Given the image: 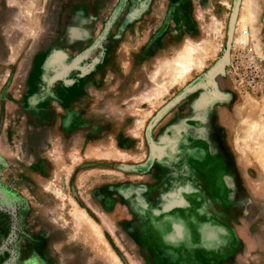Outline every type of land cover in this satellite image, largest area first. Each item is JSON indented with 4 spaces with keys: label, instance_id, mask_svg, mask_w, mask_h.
<instances>
[{
    "label": "rangeland",
    "instance_id": "rangeland-1",
    "mask_svg": "<svg viewBox=\"0 0 264 264\" xmlns=\"http://www.w3.org/2000/svg\"><path fill=\"white\" fill-rule=\"evenodd\" d=\"M247 43L264 0H0V264H264Z\"/></svg>",
    "mask_w": 264,
    "mask_h": 264
},
{
    "label": "built area",
    "instance_id": "built-area-1",
    "mask_svg": "<svg viewBox=\"0 0 264 264\" xmlns=\"http://www.w3.org/2000/svg\"><path fill=\"white\" fill-rule=\"evenodd\" d=\"M227 73L234 88L241 93L252 94L264 88L259 55L248 43L246 47L235 51Z\"/></svg>",
    "mask_w": 264,
    "mask_h": 264
},
{
    "label": "bare ground",
    "instance_id": "bare-ground-1",
    "mask_svg": "<svg viewBox=\"0 0 264 264\" xmlns=\"http://www.w3.org/2000/svg\"><path fill=\"white\" fill-rule=\"evenodd\" d=\"M246 14H247V15L244 14L245 16H243V17H242L243 19H241V23H243L244 25L247 24V23H246L247 21H249V20H248V17H250V14H251L250 9L246 12ZM251 15H252V14H251ZM247 16H248V17H247ZM250 18H251V17H250ZM212 20H213V19H212ZM217 22H218V21H217ZM213 24H214V23L212 22L211 25H213ZM218 25H219V23H218ZM241 25H242V24H241ZM248 27H249V26H248ZM239 28H240V27H239ZM217 31H218V30H217ZM243 33L246 34V31H242V34H243ZM245 34L243 35V39H245L244 37H246ZM188 45H189V44H188ZM201 48H202V47H201ZM185 49H186V50H185ZM189 49H190V48H189ZM189 49H188L187 47L184 48L185 52H188V53L190 52ZM185 52H184V53H185ZM190 54H191V53H189V55H190ZM185 55H186V54H185ZM187 55H188V54H187ZM187 55H186V56H187ZM189 55H188V57H189ZM186 56H185V57H186ZM188 57H187V58H188ZM189 58H190V57H189ZM185 59H186V58H185ZM181 60H183V59H181ZM188 60H189V59H188ZM190 60H191V62H192V59H190ZM184 61H185V60H184ZM178 62H180V61H178ZM186 62H187V61H186ZM189 62H190V61H189ZM189 62L185 63V62L182 61L181 63H182V64H186V65L188 66V65H189ZM196 63H197V62H196ZM198 63H200V62H198ZM182 64H181V65H182ZM181 65H180V66H181ZM199 65H200V64H199ZM199 65H198V67H199ZM221 65H222V64H221ZM184 66H185V65H184ZM189 66H190V65H189ZM190 67H193V65L191 64ZM194 67H195V66H194ZM176 69H177V68H176ZM178 69L180 70V68H178ZM190 69H191V68H190ZM177 71H178V70H177ZM177 71H175L174 74H175ZM179 73H180V71H179ZM177 75H178V74H177ZM179 77H180V76H179ZM181 77H182V76H181ZM173 78H174V80H175L176 75H175V77H173ZM173 78H172V80H173ZM177 79H178V77H177ZM177 79H176V80H177ZM174 82H175V81H174ZM155 85H156V83H155ZM170 86H171V85H170ZM168 87H169V86H168ZM155 95H156V93H155ZM153 96H154V95H153ZM252 102H253V101H252ZM249 126L251 127V129L248 127V128H249L248 131H249V134H250L249 136L251 137V135L254 134V136H255L257 139H259V138L261 139V142H260L259 140H258V142H260V144L263 143L262 138H261L260 134L258 133V131L260 130V128H257V124H256V123L254 124V122H253V123H251ZM259 126H260V125H259ZM259 126H258V127H259ZM256 129H257V130H256ZM261 130L263 131V129H261ZM261 130L259 131L260 133L262 132ZM248 131H247V136H248ZM256 132H257V133H256ZM256 135H258L259 137L256 136ZM249 136H248V137H249ZM250 137H249L248 139H250ZM256 138H255V139H256ZM253 139H254V137H253V138L251 137V141H252ZM258 142H256V143L259 144ZM254 143H255V142H254ZM260 144H259V145H260ZM263 144H264V143H263ZM263 144H262V146H263ZM259 145H258V146H259ZM235 146H236V145H235ZM256 146H257V145H256ZM258 146H257V148H259L260 150H262V149H261L262 146H261V147H260V146L258 147ZM239 147H240V145H239ZM257 148H256V152H257V150H258ZM260 150H258V152H262V151H260ZM258 152H257V153H258ZM258 154H259V153H258ZM263 154H264V152H263ZM263 154H261L260 156H261V157H262V156L264 157ZM257 157H258V155H257ZM261 159L263 160L264 158H261ZM259 160H260V159H259ZM43 187L45 188L46 185H44ZM74 213H76L75 215H77V216L74 215V217H77L76 219H78V217H79V218H83V219H87L85 213H83V212H80V211L77 212V211H76V212H74ZM73 220H74V219H73ZM88 220H89V218H88ZM74 222H75V221H74ZM79 223H80V222L78 221L76 227L79 225ZM83 223H84V222H83ZM75 224H76V222H75ZM90 225H92L91 227H92V229H93L94 224H90ZM79 226H80V225H79ZM94 227H95V226H94ZM79 228H80V227H79ZM95 229L98 230L97 228H95Z\"/></svg>",
    "mask_w": 264,
    "mask_h": 264
}]
</instances>
